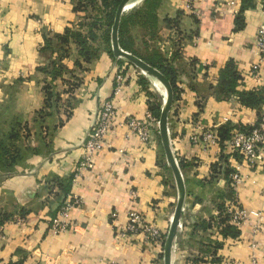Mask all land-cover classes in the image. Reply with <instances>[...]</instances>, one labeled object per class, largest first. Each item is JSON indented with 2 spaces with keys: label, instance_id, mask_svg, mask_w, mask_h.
Returning a JSON list of instances; mask_svg holds the SVG:
<instances>
[{
  "label": "crops",
  "instance_id": "crops-1",
  "mask_svg": "<svg viewBox=\"0 0 264 264\" xmlns=\"http://www.w3.org/2000/svg\"><path fill=\"white\" fill-rule=\"evenodd\" d=\"M143 2L131 0L122 16ZM186 2L160 0L155 10L158 43L176 74L166 134L185 187L170 264H264V155L259 164L240 167L236 196L249 220L224 231L222 209L233 198L229 174L241 159L225 143L203 139L207 131L252 126L264 117V64L252 71L264 0H194L191 10ZM84 15L71 0H0V264H163L159 245L120 232L134 212L166 236L174 216L178 191L155 115L165 90L130 64L115 92V66L122 63L104 25L91 30L88 61L73 40L63 54L42 50L45 38L56 44L66 29L88 36ZM172 22L175 43L168 38ZM141 29L130 26L128 34L139 39L147 34ZM228 65L238 76L231 92L221 86ZM242 94L260 100L247 106ZM107 100L118 109L114 127L92 169L69 182ZM146 111L156 118L148 142L118 124ZM73 197L81 202L67 211L72 226L53 235L51 221ZM257 212L263 218L254 232Z\"/></svg>",
  "mask_w": 264,
  "mask_h": 264
},
{
  "label": "built area",
  "instance_id": "built-area-1",
  "mask_svg": "<svg viewBox=\"0 0 264 264\" xmlns=\"http://www.w3.org/2000/svg\"><path fill=\"white\" fill-rule=\"evenodd\" d=\"M194 0H187L186 9L191 10ZM172 37H176L174 32ZM254 47L258 53L259 60L253 66L252 71L258 72L260 65L264 64V21L257 27L254 39ZM121 61L122 65L115 66V92H118L124 85L123 69L124 66L130 65L127 61ZM118 117V109L112 100L103 102L97 112V116L88 132L85 142L83 143V155L76 166L72 175L71 182L83 175L84 172L89 171L93 167V158L104 144L106 136L113 129L116 119ZM156 121L150 111H146L142 117L128 116L118 124L125 126L131 134H135L141 141L148 142L154 133L152 131V123ZM203 139L207 144H214L219 141V137L215 132L207 131L203 135ZM230 153L239 157L241 160L234 170L229 175L230 185L234 190V198L227 202L225 206L224 216H226V224L240 227L249 220V213L243 209L237 201L236 188L242 182L240 167L242 163L249 166L259 164L264 155V117L252 126L239 125L232 129L231 137L225 142ZM80 199L73 197L62 203L59 207L58 216L50 223V231L53 235H57L67 231L72 225L67 219V211L71 207L79 206ZM257 217V224L254 225L253 231L259 229V221L262 220V214L255 213ZM223 225H220L222 228ZM3 228L0 226V238L2 237ZM127 234H142L145 239L163 247L165 235L161 233L154 225L145 223L141 215L137 213H130L127 217L126 225L121 229L120 236L125 237ZM114 264V263H110ZM220 264V263H219ZM221 264H235L233 261L226 260Z\"/></svg>",
  "mask_w": 264,
  "mask_h": 264
},
{
  "label": "trees",
  "instance_id": "trees-1",
  "mask_svg": "<svg viewBox=\"0 0 264 264\" xmlns=\"http://www.w3.org/2000/svg\"><path fill=\"white\" fill-rule=\"evenodd\" d=\"M121 0H87L88 3H91V6L97 7L98 13L95 15L93 18L94 21L90 25H87V28L89 30L88 36H84L81 32L79 31H74L70 29H66L65 32L62 35H56L54 37V41L56 42L53 43L51 39L45 38V44L42 48L43 51L46 50H60L59 53L63 54L65 52V46L67 43L71 40H73L75 43H77L80 47V52L81 55L84 56L85 60H90L91 55H90V47H89V41L94 38L92 34V29H95L99 27L100 25H104L107 27L106 31V37L107 40L109 41L110 39V29L111 25L114 19V14L116 11V8L118 4L120 3ZM160 0H144L143 4L139 8H135L132 11H130L128 14H124L121 17L120 20V26H119V46L126 52H129L139 58H141L143 61L151 65L152 67L156 68L158 71H160L170 82L171 87L173 89V94H176V85H175V79H176V74L175 70L170 64L169 60L166 59L165 55L159 51L155 50L151 54H149L147 57H141L139 56L134 50L130 48V45L132 41L130 40V35L128 34V28L133 25H138L142 29H149V30H156L158 28V23H157V17L155 14V10L159 5ZM86 0H79L77 4L74 5V10L78 12H84L86 13ZM87 3V4H88ZM99 4V5H98ZM88 18V17H86ZM97 20H99L101 23L100 25H97ZM167 22V21H165ZM174 32L176 34V37H178V29L177 25L175 23H170V34ZM171 40L175 43V38L171 37ZM173 43V44H174ZM177 44V43H176ZM175 44V45H176ZM119 63H122L121 61ZM54 64V70L51 72L52 76H55L58 72L57 67H55V62ZM60 68V66H59ZM57 70V71H56ZM222 81H221V86L223 87L224 90L227 92H231L234 90V84L236 80L238 79V76L236 73L233 71L232 65H228L226 68V71L224 75H222ZM46 93H47V98H46V104L48 105L51 95L48 90V87H45ZM241 102L244 105L251 106L254 105L255 102L259 101L260 99L256 96L253 95H246L242 94L241 97ZM151 111H155L154 109L151 108ZM154 113V112H153ZM155 115L158 117L159 116V110L155 112ZM263 116H259L257 119V122L262 119ZM235 128V127H234ZM231 131L232 129L228 128H221L217 135L219 137V142L220 144H224L226 141H228L231 137ZM230 175V174H229ZM71 179L69 180V182ZM230 184V180H229ZM231 192L233 194L234 198V190L231 187ZM232 198V199H233ZM231 199V200H232ZM230 200V201H231ZM62 205V203H61ZM60 205V206H61ZM224 211H225V206L222 209L223 213V218L220 220V225H223V230L225 231L228 229L230 226L229 224H226V216H224ZM228 231V230H227Z\"/></svg>",
  "mask_w": 264,
  "mask_h": 264
},
{
  "label": "water",
  "instance_id": "water-1",
  "mask_svg": "<svg viewBox=\"0 0 264 264\" xmlns=\"http://www.w3.org/2000/svg\"><path fill=\"white\" fill-rule=\"evenodd\" d=\"M130 1L131 0H121L116 8L110 30L111 50L115 59L119 58L125 60L129 64L133 65L135 68L147 74L148 76L153 77L163 86L165 90V99L158 118V134L161 139L162 146L165 152L166 161L172 171L178 191V201L175 207L174 216L169 226V229L166 233L165 240L163 243V249H162L163 264H170L172 245L177 233V227L179 225L181 210L185 198L184 182L181 173L179 171L177 162L175 161V158L172 154L166 134V121L169 110L171 108V104L173 102V89L171 87L169 80L160 71H158L156 68L152 67L151 65L143 61L141 58L129 52L124 51L119 46L118 32H119L120 20L125 8L127 7Z\"/></svg>",
  "mask_w": 264,
  "mask_h": 264
},
{
  "label": "rangeland",
  "instance_id": "rangeland-1",
  "mask_svg": "<svg viewBox=\"0 0 264 264\" xmlns=\"http://www.w3.org/2000/svg\"><path fill=\"white\" fill-rule=\"evenodd\" d=\"M73 5L77 4L79 0H71ZM87 2V0H86ZM88 3V2H87ZM86 3V13L84 15L85 17H88L87 19H82L81 22L83 25L87 26L93 23L95 15L98 13V8L95 6H91V3ZM99 5V4H98ZM100 21L97 20V25H100ZM107 29V27H106ZM141 32H146L144 37H140L139 39L133 38L130 36V40L132 41L130 48L134 50L139 56L141 57H147L149 54H151L155 50H159L163 52L164 49L161 44L158 42L161 41L163 34L160 32V30H149V29H141ZM172 37L171 34H169L168 38Z\"/></svg>",
  "mask_w": 264,
  "mask_h": 264
}]
</instances>
